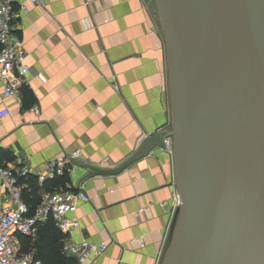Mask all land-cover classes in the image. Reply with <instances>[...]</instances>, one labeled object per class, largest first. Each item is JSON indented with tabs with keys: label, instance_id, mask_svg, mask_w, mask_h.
Returning a JSON list of instances; mask_svg holds the SVG:
<instances>
[{
	"label": "crops",
	"instance_id": "obj_1",
	"mask_svg": "<svg viewBox=\"0 0 264 264\" xmlns=\"http://www.w3.org/2000/svg\"><path fill=\"white\" fill-rule=\"evenodd\" d=\"M42 1L18 21L30 72L20 96L0 103V167L42 170L78 149L65 185L75 190L87 173L81 166L114 168L146 137L170 131L165 39L155 0ZM19 180L22 195L46 192L34 175ZM80 187L88 202L66 216L68 233L52 221L38 225L33 239L17 235L21 254L75 264L62 245L86 240L107 245L95 264H160L179 209L167 147Z\"/></svg>",
	"mask_w": 264,
	"mask_h": 264
},
{
	"label": "water",
	"instance_id": "obj_2",
	"mask_svg": "<svg viewBox=\"0 0 264 264\" xmlns=\"http://www.w3.org/2000/svg\"><path fill=\"white\" fill-rule=\"evenodd\" d=\"M170 131L146 137L116 176L171 141L180 207L162 264H264V0H155ZM78 163L74 162L76 166Z\"/></svg>",
	"mask_w": 264,
	"mask_h": 264
},
{
	"label": "built area",
	"instance_id": "obj_3",
	"mask_svg": "<svg viewBox=\"0 0 264 264\" xmlns=\"http://www.w3.org/2000/svg\"><path fill=\"white\" fill-rule=\"evenodd\" d=\"M42 0H0V103L18 98L23 87L27 86L30 72L26 64L27 54L22 46L18 21L29 13V6L42 5ZM172 154L171 141L165 140ZM81 158L80 150H72L59 159L48 162L42 170L33 171L26 166L18 171L0 167V188L6 205L0 207V264H42L32 252L21 254L17 235L35 238L38 225L52 221L63 234L69 231L68 214L76 211L78 202H88L81 187L73 190L43 192L39 204L30 213L20 190V177L34 175L38 185L46 181L70 177L75 171L74 162ZM20 162V161H19ZM21 164V163H20ZM177 207L178 196L174 197ZM107 250V245L83 240L74 243L66 239L62 254L75 264H95Z\"/></svg>",
	"mask_w": 264,
	"mask_h": 264
},
{
	"label": "trees",
	"instance_id": "obj_4",
	"mask_svg": "<svg viewBox=\"0 0 264 264\" xmlns=\"http://www.w3.org/2000/svg\"><path fill=\"white\" fill-rule=\"evenodd\" d=\"M25 180V179H22ZM69 182V179L67 178V176H64L62 178H57L52 182H45L43 184V188L45 189V191L48 192H54V191H58V190H66L65 185ZM36 189L37 188H32L31 191L29 193H24L23 199L25 201V203L27 204V206L29 207V212L32 213L35 208L38 206L39 204V197L36 196ZM51 221H48L46 224H50ZM61 248H59L60 250ZM58 264H67L68 259L64 258L62 255H58Z\"/></svg>",
	"mask_w": 264,
	"mask_h": 264
},
{
	"label": "rangeland",
	"instance_id": "obj_5",
	"mask_svg": "<svg viewBox=\"0 0 264 264\" xmlns=\"http://www.w3.org/2000/svg\"><path fill=\"white\" fill-rule=\"evenodd\" d=\"M163 253H164V252H163ZM162 259H163V255H162ZM160 264H162V260H161Z\"/></svg>",
	"mask_w": 264,
	"mask_h": 264
},
{
	"label": "bare ground",
	"instance_id": "obj_6",
	"mask_svg": "<svg viewBox=\"0 0 264 264\" xmlns=\"http://www.w3.org/2000/svg\"><path fill=\"white\" fill-rule=\"evenodd\" d=\"M180 200V199H179ZM180 207V206H179Z\"/></svg>",
	"mask_w": 264,
	"mask_h": 264
}]
</instances>
